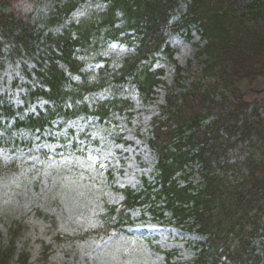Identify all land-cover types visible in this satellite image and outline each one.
<instances>
[{
  "label": "trees",
  "instance_id": "obj_1",
  "mask_svg": "<svg viewBox=\"0 0 264 264\" xmlns=\"http://www.w3.org/2000/svg\"><path fill=\"white\" fill-rule=\"evenodd\" d=\"M80 1L58 0L39 28L0 0V61L32 59V69L21 65L27 80L36 84L27 85L24 105L38 98L50 104L26 115L0 96V128L13 121L0 144L16 141L11 133L18 130L42 132L57 118L65 123L84 116L109 123L115 112L130 117L127 99L83 101L86 93L104 87L108 76L101 71L95 81L83 77L82 83L71 84L66 71L80 73L82 68L75 50L97 42L101 34L128 39L132 32L135 51L120 61L111 78L131 82L146 102L160 82V71H151L148 62L157 53L168 59L173 54L165 32L193 25L204 42L195 52L202 67L186 78L185 69L175 67L173 82L164 85L159 114L149 122L153 184L142 179L140 189H120L122 201L104 206L93 232L107 235L131 222V211L145 209L152 218L186 226L200 237L189 264H264L255 246L264 237V89H250L257 79L264 84V0H189L172 23L181 0H102L104 11L89 13L59 33L46 31ZM14 166L0 163V173ZM19 230V225L9 226L6 243H0V264L14 257L17 264H28V255L16 248ZM67 238L57 235L56 240Z\"/></svg>",
  "mask_w": 264,
  "mask_h": 264
},
{
  "label": "rangeland",
  "instance_id": "obj_2",
  "mask_svg": "<svg viewBox=\"0 0 264 264\" xmlns=\"http://www.w3.org/2000/svg\"><path fill=\"white\" fill-rule=\"evenodd\" d=\"M4 2L9 12L40 28L58 0ZM187 2L182 0L171 22L180 19ZM104 10L102 0H82L69 16L46 31L59 33L89 13ZM128 34V39L101 34L97 42L76 49L75 56L82 68L80 73L66 71V75L76 85L82 83L83 77L88 82L97 80L103 71L108 76L106 85L86 93L83 101L95 104L114 97L127 99L132 105L130 117L115 112L105 124L79 117L61 127V119H56L40 134L18 130L11 133L16 141L5 139L0 144V162H15L11 168L14 170L0 173V243H6L11 224H20L16 248L28 252L29 264H189L193 257L200 237L186 226L152 218L145 209L132 211L131 222L110 235L85 234L100 223L105 205L121 202V188L140 189L142 179L153 184L155 159L147 139L149 122L159 114L163 86L173 82L176 66L185 69L184 78L202 67V58L195 55L197 46L204 43L198 29L190 25L166 31V43L173 54L168 59L166 54L157 53L148 62L151 71H160V82L145 102L131 82L118 84L111 78L120 61L135 50V36ZM21 58L0 62V96L14 108L24 106V114L36 115L50 104L38 98L24 105L27 85L36 84L28 81L21 70L22 64L32 69L33 60ZM250 89L261 91L263 81L255 80ZM12 123L7 122L4 130ZM4 130L0 128V137ZM67 132L74 135L66 138ZM62 137L67 139L65 144H61ZM57 234L73 240L56 242ZM45 246H50L46 260ZM256 246L264 256V238L258 239ZM166 251L171 253L169 258L165 257Z\"/></svg>",
  "mask_w": 264,
  "mask_h": 264
}]
</instances>
